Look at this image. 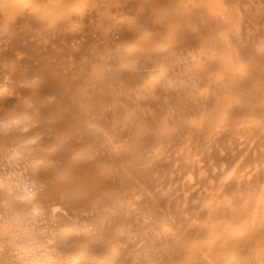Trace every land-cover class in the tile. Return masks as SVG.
Listing matches in <instances>:
<instances>
[{
	"label": "bare ground",
	"instance_id": "1",
	"mask_svg": "<svg viewBox=\"0 0 264 264\" xmlns=\"http://www.w3.org/2000/svg\"><path fill=\"white\" fill-rule=\"evenodd\" d=\"M0 264H264V0H0Z\"/></svg>",
	"mask_w": 264,
	"mask_h": 264
},
{
	"label": "rangeland",
	"instance_id": "2",
	"mask_svg": "<svg viewBox=\"0 0 264 264\" xmlns=\"http://www.w3.org/2000/svg\"><path fill=\"white\" fill-rule=\"evenodd\" d=\"M41 1H44V0H41ZM41 3H42V2H41ZM74 6H75V7H74ZM71 7H72V6H71ZM73 7L76 8V5L74 4ZM72 10H73V8H72ZM74 10H76V9H74ZM86 10H87V9H86ZM88 10H89V9H88ZM88 10H87V11H88ZM68 12H69V11H68ZM70 12H72V11L70 10ZM70 12H69L68 14H70ZM84 12H85V11H84ZM88 12H89V11H88ZM86 13H87V12H86ZM66 16H69V15H66ZM70 16H71V15H70ZM88 16H89V15H88ZM67 28H68V27H67ZM55 97H56V96H55ZM52 98H53V97H52Z\"/></svg>",
	"mask_w": 264,
	"mask_h": 264
}]
</instances>
